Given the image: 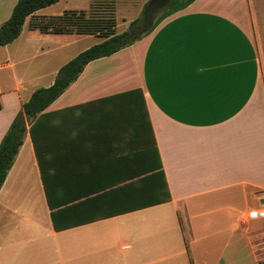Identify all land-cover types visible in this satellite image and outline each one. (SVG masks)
I'll return each mask as SVG.
<instances>
[{
    "label": "crops",
    "instance_id": "0c3cea01",
    "mask_svg": "<svg viewBox=\"0 0 264 264\" xmlns=\"http://www.w3.org/2000/svg\"><path fill=\"white\" fill-rule=\"evenodd\" d=\"M260 1L194 0L129 46L89 62L46 109L140 90L168 201L120 209L121 191L105 187L107 177L114 162L122 170L130 154L143 151L131 135L142 136L129 123H78L41 148L58 204L71 197L56 209L73 226L56 230L23 115V143L0 189V264H242L243 254L256 264L261 218L254 212L264 194ZM17 2L0 0V26ZM59 2L35 14L56 15L48 10ZM73 34L81 36L28 16L18 38L0 46V143L36 81L50 74L49 58L57 66L46 86L82 51L66 55L79 38Z\"/></svg>",
    "mask_w": 264,
    "mask_h": 264
},
{
    "label": "trees",
    "instance_id": "16d2710c",
    "mask_svg": "<svg viewBox=\"0 0 264 264\" xmlns=\"http://www.w3.org/2000/svg\"><path fill=\"white\" fill-rule=\"evenodd\" d=\"M58 1L18 0L10 18L0 26V46L18 38L28 16H32L34 24L58 27L60 29H73L80 35L99 36L103 37L104 40L83 50L64 64L59 69L51 85L37 88L30 99L23 103L22 110L16 116L0 143V189L23 143V133L27 129V123L24 121L21 128H18V121L25 115L27 120L31 122L29 123L30 136L38 161L44 171L46 196L51 209L53 225L56 230H61L73 226V222L68 217L62 216L57 212L56 208L60 204L67 202H62L63 200H69L71 197L66 196L65 193V197L61 198L58 204L57 192L53 190V186L50 185L51 182L49 183V177L47 178V172L43 166L44 160L40 156L41 148L46 147V138L63 132L67 127L71 135L72 126L78 123H129V125H134L136 132L140 135V123H145L149 131L150 121L144 96L138 89L118 93L87 104L57 111H46L71 83L79 77L89 62L111 55L129 46L143 34L140 28L142 17L132 20L128 30L119 33L117 32L115 15L97 16L90 12L91 10L87 11L85 9H68L61 14L49 16H38L35 14L37 10ZM116 1L91 0L92 8L93 4L102 3L111 4L115 7ZM193 1H171L166 7L161 9V14L157 15L155 20L151 22V27L147 31H152L164 18L185 8ZM112 12L115 13V9ZM131 31H134L133 35H131ZM58 123L60 124L58 125ZM142 144L143 142H141ZM152 147L156 148L154 144L150 143L149 146L145 144L142 152L130 154L128 162L126 164L123 163L122 170L119 169V164L113 163L112 175L107 177L109 182L105 187L108 186L114 193L121 191L118 203H122L120 209L123 211L150 206L168 201L171 198L158 152L156 150L155 157H153L152 152L149 151V148ZM141 174L143 175L141 176ZM127 180L129 182H126Z\"/></svg>",
    "mask_w": 264,
    "mask_h": 264
},
{
    "label": "rangeland",
    "instance_id": "374dc122",
    "mask_svg": "<svg viewBox=\"0 0 264 264\" xmlns=\"http://www.w3.org/2000/svg\"><path fill=\"white\" fill-rule=\"evenodd\" d=\"M149 1L150 0H117L115 3V7L114 5H111V4L102 3V4H93V8H92L91 0H60L58 4H56L52 8H49L48 12H50V14H60V13H63L66 9H85L87 11L91 10L90 12H92L94 15H97V16L115 15V18L117 20V32L121 33V32L128 30L130 22L138 17H142L140 28L145 27L144 24H147V20L150 18L149 17L150 15L149 13L145 14L144 9ZM262 2L263 0L260 1V5L264 7V3L262 4ZM113 9H115V13L112 12ZM262 9L259 8V10H261L259 14L263 22L264 21V10L262 11ZM157 14L160 15L161 10H159ZM73 37H79V38L72 39L71 41L73 40H76V41L72 44L67 45V48H65L66 55L73 54L78 50L83 51L89 48L90 46L102 41L100 37L94 36V35L78 36V35L73 34ZM52 59H55V58L50 57L48 64H47L50 74L48 76H45L37 80L35 83L39 87L46 86L47 82L52 77V73L57 66L56 62ZM140 125L141 126H140L139 131L141 132L140 136L142 135V137L141 138H139L138 136L135 137L134 133H132L131 136L133 138V141H132L133 146L138 147L141 142H143L142 144L143 146H145V144L149 146L151 143L150 132L148 131L147 125L145 123H140ZM40 156H41V152H40ZM43 166L45 168L44 162H43ZM260 218L261 219L256 220L257 226H256V234L254 238V242L256 243V248H257L256 264H264V217H260ZM242 259H243L242 264H247L251 258H249L246 254H243Z\"/></svg>",
    "mask_w": 264,
    "mask_h": 264
},
{
    "label": "water",
    "instance_id": "95a60500",
    "mask_svg": "<svg viewBox=\"0 0 264 264\" xmlns=\"http://www.w3.org/2000/svg\"><path fill=\"white\" fill-rule=\"evenodd\" d=\"M171 1H173V0H150L148 3H147V5H146V7H145V9H144V13L145 14H148L149 13V19L147 20V24H144V28H141V32L142 33H144V32H146L150 27H151V22L153 21V19H154V17H155V15H156V13L159 11V10H161V9H163L164 7H166ZM134 34V31H131V35H133ZM24 116L23 117H21L20 119H19V121H18V128H21V126H22V124H23V122H24Z\"/></svg>",
    "mask_w": 264,
    "mask_h": 264
},
{
    "label": "built area",
    "instance_id": "2783aa9c",
    "mask_svg": "<svg viewBox=\"0 0 264 264\" xmlns=\"http://www.w3.org/2000/svg\"><path fill=\"white\" fill-rule=\"evenodd\" d=\"M0 105H1V102H0ZM254 216L259 217V218L264 217V194L261 196L260 206L258 207L257 210H255Z\"/></svg>",
    "mask_w": 264,
    "mask_h": 264
}]
</instances>
